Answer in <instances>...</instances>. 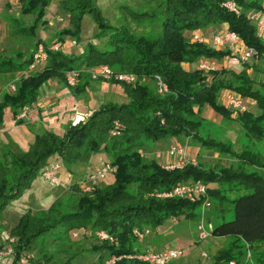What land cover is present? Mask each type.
I'll use <instances>...</instances> for the list:
<instances>
[{"label":"trees","instance_id":"trees-1","mask_svg":"<svg viewBox=\"0 0 264 264\" xmlns=\"http://www.w3.org/2000/svg\"><path fill=\"white\" fill-rule=\"evenodd\" d=\"M223 1L140 0L136 7L123 6L128 21L155 26V31L145 34L131 28L124 16L117 25H111L96 0H60L59 9L66 15L67 25L55 31L54 40L62 42L64 36H69L79 42L84 15L96 26V42L86 41L81 51L73 54L50 50L39 38L31 39L36 28L47 22L44 10L50 0H17V16H6V34L14 45L0 51V125L5 110L16 124L25 122L17 115L35 103L49 80L57 81L71 96H86L94 81L108 82L120 87L126 101L100 103L84 121L68 124L61 135L44 128L33 134L25 149L17 146L12 150L10 146L15 141L11 139L0 144V223L7 204L30 187L51 161V155L68 170L102 151L114 167L111 180L101 179L90 190H82L80 183L71 182L69 190L53 198L45 208L24 210L6 230L0 224V232L14 237L7 244L0 240V248H11L9 264H20L19 255L34 249L35 254L25 264H53L58 260L71 264L74 252L66 256L63 248L50 251L46 246L52 241L69 240V232L74 229L86 230L95 240L87 250L98 254L100 264L111 256L116 257L111 264H151L129 256L144 251L139 241L149 231L154 232L165 221L179 216L196 221L199 200L156 195L186 180L217 184L207 187L210 207L223 211L227 203H232V218L212 225L211 236L230 239L212 254L210 264H224L230 259L241 262V256H246L243 242L251 246L264 241V150L252 145L264 138L263 81L254 84L246 62L240 64L237 72L228 68L187 70L182 66L200 59L221 61L231 55L227 48L215 49L184 35L186 31L216 25L220 28L222 24L237 35L244 47L254 51L256 59H264V46L249 20L250 13L263 11V0H231L238 14L221 6ZM38 43L45 47V62L25 74ZM99 65L115 73H131L137 80L126 84L112 78L91 79L88 70ZM72 70L78 74L75 84L68 86L65 74ZM156 77L165 86L162 92L157 91ZM13 79L14 90L9 92L6 83ZM223 91L253 101L257 113L233 112L219 100ZM204 105L225 120H236L249 145L235 151L228 142L200 136L197 128L203 119L200 111ZM114 121L119 125L118 133L111 135ZM167 138L197 141L223 154L229 152L238 162L216 168L186 162L165 168L155 156L145 158L142 150L152 149L147 142L164 143ZM223 190L247 192L230 197ZM133 229L148 232L138 239ZM97 230H103L111 239H100L95 234ZM176 259L164 264H180ZM263 261L264 257L259 256L254 264Z\"/></svg>","mask_w":264,"mask_h":264},{"label":"rangeland","instance_id":"rangeland-1","mask_svg":"<svg viewBox=\"0 0 264 264\" xmlns=\"http://www.w3.org/2000/svg\"><path fill=\"white\" fill-rule=\"evenodd\" d=\"M59 1L60 0H50V3L44 10V17L47 22L44 25H40L36 28L35 33L31 37V39L34 40L36 38H39L41 41H44L48 45L51 42L56 41L53 38L55 31L58 28L66 27L67 25V17L66 15H63L61 13L59 9ZM139 1L140 0H96V5L99 7L101 14L106 21H108L111 25H117L119 20L121 21L122 16L127 18L126 20L128 21V15L126 13V10L122 7H136ZM13 13H18L17 8L13 11ZM262 13L264 15V11H262ZM128 22L130 27L137 32H143L147 34L152 32V30H156L153 24L135 25V23L131 21ZM5 29L6 28H0V51H6V49H8L10 45H14L13 41L8 38ZM95 32V24L92 22L89 16L84 15L80 21L79 42L76 43L69 36H64L62 42H56H58L59 48L65 53L76 54L81 51L82 46L86 41L91 40L92 42H96V40L93 38ZM193 32L201 34L203 41L207 45L211 46L210 39L213 34L219 32V26L216 25L197 29L194 31H186L184 35L186 37H189ZM233 47H235V44H233ZM219 49L223 48L221 47ZM238 52H241V47L239 46V44ZM255 60H257V62ZM245 62L248 65L246 71L248 75L253 79L254 84L257 85L261 83V80L264 84V59H256L255 56H252ZM199 64H205L204 59H200L195 63L182 64V66L187 70H192L194 68H197ZM234 65L239 66L240 63L231 64L228 62V60L226 61L225 58L221 61L214 62V66L216 67V69L233 67ZM120 90L121 89L118 85H113L104 81H94L91 83V88L87 91L86 96L82 94L81 96L71 97L70 95L68 98H64L60 101H53L49 108L53 110L60 109L61 114L67 113L68 109L71 107L72 103H74L76 99L85 97L86 99L83 100L86 102L90 98L88 92H92V97H96V107L100 103L105 101H113L117 103L124 102L126 101V97L122 93V91L120 94ZM67 92L65 94L70 93ZM219 100L222 101L221 97H219ZM244 101L246 103V110H249L251 113H257V109L254 102L249 101L247 99H245ZM206 107L207 110L209 109L210 111H212L208 106ZM4 112L5 114L3 113L2 122L0 125V144L4 141H8V139H11L12 141H15V144L11 143L10 148L12 150H15L17 146L22 149H25L28 145V141H30L29 137L26 138V136L32 135L30 137L32 139L34 133H40L44 129L41 127L40 124H31V119L29 118V115H27V118L23 119L25 122L16 124L11 118L9 111L5 110ZM212 113L213 115H215L213 111ZM234 115L235 114H232V116ZM63 116L65 119L61 121L60 127H54V129L53 127H49L47 130H52L55 133L61 135L64 129L68 126V124H71V121L73 119L72 117V119L68 121V115L64 114ZM197 132L200 136L203 137H211L214 140L228 142L230 143L231 148L235 149V151H239L238 149H240L242 145H249L246 143L248 142V140L244 137L243 130L240 127L239 123L233 119L225 120L221 118L220 114H218V118L215 120L212 117L209 119L203 118L198 125ZM163 141L165 143L147 142V146L152 148L153 150H142V153L145 158L155 156L157 160H159L160 157L164 160L165 157L168 156L166 153L165 146L170 141H173V138H167ZM191 142L192 145L196 146V152L194 155L195 162L205 167L216 168L218 166H228L229 164L234 165L238 162L235 159V156H233L229 152L223 154L220 150L207 148L206 146L200 145L197 141ZM252 145L255 146L254 149L256 150H264V138L260 142H253ZM156 152H161L159 153V157L155 155ZM48 159L49 161H54L55 159H57L60 162L57 157L53 159V155H51ZM106 161H108V156L106 153L102 151L93 153L90 155L88 162L85 163L83 161H80L72 165V167L68 169V175L66 174L68 170L64 166H62L60 162V168L58 171V174L60 176V183L56 185L44 181L39 175L35 177L28 189L24 190V192L19 197L15 198L14 200H11L7 204L3 213L2 221L0 223L2 228H4L3 230H6L7 227L11 226L15 222L17 216L24 210H34L36 208H45L46 206H48V204L53 198L57 196H62L69 190L68 187L71 182L81 183L82 179L85 178L88 172L100 167ZM111 179L112 172L105 173L104 177L102 178L103 181H109ZM216 185V183L211 182L209 186L215 187ZM223 192L227 196L235 197L240 193L247 192V190H238V192L235 194L233 193V191L228 190H223ZM226 207L227 208H225L223 211H218L214 209V207H209L206 210L205 216L208 220H210L212 225H215L222 220H228L232 218L233 215L232 203H227ZM229 239L230 236H208L207 238L198 241L195 239L194 221L186 220L185 217L179 216L165 221L162 225L157 227L154 232L149 231L146 236H144V238L139 241V245L140 247H146V249H162L166 246L177 245L182 249V255H180L176 259L178 263L210 264L212 260V254L215 253L218 247L227 242ZM94 241L95 240L90 235H88V232L86 230L74 229L69 232V240L65 242H61L60 240L49 242V245L46 246V248L50 251L63 248L62 251L64 252V254H66V256L69 253L74 252V259L71 264H100L98 254L87 250L88 247ZM242 244V249H245L246 252L247 249H249L251 255H242L240 259L241 262H245L246 264H254L258 262L259 256L264 257V241L260 243L253 242L251 246H249L245 242H243ZM10 249L11 248H9V246H6L4 249H2L6 250L7 253L1 252L0 264H9L12 258V252L10 251ZM35 252L36 249L32 251L33 254H35ZM53 264L63 263L59 262L58 260L57 263Z\"/></svg>","mask_w":264,"mask_h":264},{"label":"built area","instance_id":"built-area-1","mask_svg":"<svg viewBox=\"0 0 264 264\" xmlns=\"http://www.w3.org/2000/svg\"><path fill=\"white\" fill-rule=\"evenodd\" d=\"M221 6H223L227 11L238 14V8L231 0H225L221 3ZM249 20L254 24L255 27V34L261 41L262 45L264 46V15H262L261 12H253L249 14ZM189 39L191 41H197V42H204L202 39L201 34L192 33L189 36ZM212 48L219 49V48H227L230 50L231 55L225 57L226 61L228 60L231 64H241L245 62L250 57L254 56V51L247 47H242L240 44V40L238 39L237 35L233 33L232 31H229L226 27V25H222L219 28V32L213 34V36L210 39ZM205 43V42H204ZM233 44H235V47H233ZM238 44L241 47V52H238ZM48 49L50 50H57L59 48L58 42H51L48 45ZM238 52V53H237ZM45 47L38 43L36 45V48L32 54V60L26 70L23 73H29L34 71L35 69L41 67L45 62ZM205 64H199L198 68L204 69V70H215L216 67L214 66L215 60L210 59H204ZM209 63V64H208ZM78 71L72 70L65 74V80L68 86H73L76 82ZM88 74L91 79H97L102 78L104 80H108L110 78L126 83L131 84L136 82L135 75L131 73H115L111 71L107 66L105 65H99L95 66L88 70ZM15 79H17V76H15ZM11 80L7 82L6 89L7 91L11 92L14 90V80ZM143 80V79H141ZM156 85H157V91L162 92L165 90V86L161 81L156 77ZM220 101L224 106L231 109L233 112H242L246 110V103L245 99L241 98L237 95H235L232 92L229 91H223L220 96ZM253 102V101H252ZM26 107L17 115V118H26ZM90 114V112H84V113H77L74 115L71 125H74L78 121H84V119ZM118 123L113 122V127L110 130L111 135H115L118 133ZM189 139H185L183 141H172L169 143V145L166 148V153L169 156H173V159L171 160H163L161 157L159 158V163L165 167V168H172V167H178L183 165L186 162L195 163L194 156L192 158H187L186 152H185V146L189 144ZM159 153L156 152L155 155L159 157ZM60 168V163L57 160L49 162L41 171H40V177L44 181H47L50 184L56 185L60 183V176L58 174ZM114 167L108 162H104L100 167L95 168L87 173L86 177L81 181L80 187L82 190H90L93 185L101 180L105 173L112 172ZM156 195L158 196H179V197H185L189 199L190 201L199 200V212L197 214L196 221L194 223V232H195V239L200 241L208 236H211V228L212 223L210 220H208L205 216L206 210L210 207V199L207 194V184L199 181V180H186L184 182L177 183L173 185L171 188L157 192ZM133 232L137 236L138 239H141L143 237V234L148 232V229H144L143 231L133 229ZM95 234L100 239H111V236H109L107 233H105L103 230H97L95 231ZM0 240L4 243H8L10 241L14 240V237L11 235H8L5 232L0 233ZM5 248V247H4ZM4 248H0V255L1 252L7 253L6 250H2ZM204 254V252H203ZM182 255V249L181 247L177 245H170L166 246L162 249H145L142 252H137L129 256H134L137 258H140L142 260H145L151 264H164L165 262L176 259ZM247 256H250V252L247 249L246 252ZM33 257V253L31 251H24L19 255L18 262L20 264L27 263L30 258ZM116 257L111 256L108 259L105 260L104 264H111ZM225 264H242L241 262H236L234 259H230Z\"/></svg>","mask_w":264,"mask_h":264},{"label":"crops","instance_id":"crops-1","mask_svg":"<svg viewBox=\"0 0 264 264\" xmlns=\"http://www.w3.org/2000/svg\"><path fill=\"white\" fill-rule=\"evenodd\" d=\"M17 8L18 12V4L17 0H0V28H6L5 32H7V25H6V16L7 15H17V13H13V11ZM263 11H264V0H263ZM263 15V13H262ZM225 25V24H222ZM221 25V26H222ZM242 47L243 45L240 44ZM187 64V63H183ZM234 65L233 67H227L229 69H232L233 71H239L241 69V65ZM239 70H238V69ZM237 69V70H235ZM16 76V75H15ZM8 81V80H7ZM5 80V83L7 82ZM9 82V81H8ZM0 83H1V78H0ZM4 83V84H5ZM7 84V83H6ZM67 92V89H61L60 84L55 81V80H49L47 84L41 89V92L39 96L37 97L35 103L31 104L29 107L26 108V114L29 115V118L31 119L30 122L33 125H41L42 128L48 129L49 127H54L58 128L60 127V123L64 118V114L68 115V121L74 117L75 114L77 113H84V112H91L94 108H96L95 105V99L96 97H92L91 93L88 92L89 99L85 102L82 98L76 99L74 103H72L71 107L68 109L67 113L61 114L60 109L58 110H53L50 109L49 106L52 104L53 101H60L64 98H68L70 96V93L65 94ZM121 94V90H120ZM72 97V96H71ZM84 101V102H83ZM207 105H204L201 108L200 111V116L202 118H213L214 120L218 118V114L215 113L213 115L212 111L209 109L207 110L206 107ZM58 108V107H57ZM5 114V112H4ZM26 115V118H27ZM61 116V117H60ZM1 131V129H0ZM31 135V134H30ZM32 136V135H31ZM31 136H26V138L29 137V140L31 141L32 139L30 138ZM33 138V137H32ZM175 139L173 138V141ZM29 142V141H28ZM170 141L169 143H171ZM26 143V142H25ZM165 143V142H164ZM169 143L165 146L169 145ZM185 152L187 155V158H192L195 155L196 152V146L192 145V142L187 144L185 146ZM173 159V156L170 157L166 156L165 160H170ZM68 175V172L66 173ZM211 183H208L207 186L210 187ZM143 249H146V247H143ZM157 249V248H154Z\"/></svg>","mask_w":264,"mask_h":264},{"label":"clouds","instance_id":"clouds-1","mask_svg":"<svg viewBox=\"0 0 264 264\" xmlns=\"http://www.w3.org/2000/svg\"><path fill=\"white\" fill-rule=\"evenodd\" d=\"M262 13V12H261ZM60 163V162H59ZM208 187V186H207ZM145 250V249H144ZM157 250V249H156Z\"/></svg>","mask_w":264,"mask_h":264}]
</instances>
